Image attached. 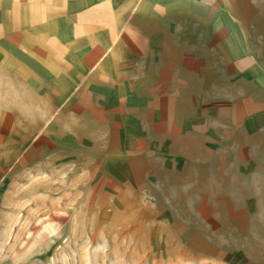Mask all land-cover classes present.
Here are the masks:
<instances>
[{
    "label": "crops",
    "instance_id": "obj_1",
    "mask_svg": "<svg viewBox=\"0 0 264 264\" xmlns=\"http://www.w3.org/2000/svg\"><path fill=\"white\" fill-rule=\"evenodd\" d=\"M0 127L14 174L238 237L264 206V0H0Z\"/></svg>",
    "mask_w": 264,
    "mask_h": 264
},
{
    "label": "rangeland",
    "instance_id": "obj_2",
    "mask_svg": "<svg viewBox=\"0 0 264 264\" xmlns=\"http://www.w3.org/2000/svg\"><path fill=\"white\" fill-rule=\"evenodd\" d=\"M6 131L0 127V264H264V206L232 224L238 237L200 238L214 227L200 222L189 236L181 224L142 214L135 198L107 207L88 175L34 174L33 165L14 174Z\"/></svg>",
    "mask_w": 264,
    "mask_h": 264
}]
</instances>
